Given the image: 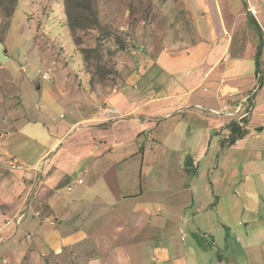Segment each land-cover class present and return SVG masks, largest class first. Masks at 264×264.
Returning a JSON list of instances; mask_svg holds the SVG:
<instances>
[{
    "label": "crops",
    "instance_id": "crops-1",
    "mask_svg": "<svg viewBox=\"0 0 264 264\" xmlns=\"http://www.w3.org/2000/svg\"><path fill=\"white\" fill-rule=\"evenodd\" d=\"M242 1L244 9L226 15L219 0L216 7L208 0H179L192 28L188 39L194 37L195 42L166 40L154 59L139 56V62L108 95L100 88L88 90L91 78L83 69V85L75 87L63 79L67 91L63 90L60 101L71 117L60 127L44 122L48 143L35 139L25 143L23 136H27L16 128L21 117L5 113L3 122L9 127L0 131L2 263L28 258L31 264H51L63 257L79 263L83 253L100 252L101 245L91 248L90 244L101 232L109 231L110 255L120 252L128 262L134 257L127 251L142 256L147 247H153L160 263L207 264L213 235L202 231L215 233L219 222L207 206L197 207L192 217L185 210L189 204L200 205V199L189 193L192 187L185 177L186 165L197 170L199 161L180 150L178 126L188 117L190 134L197 129L206 132L201 144L189 146L190 150L199 148L202 155L215 145L214 132L228 133L225 139L234 145L245 140L252 128L261 132L264 22L251 16ZM216 9L220 17L215 20ZM135 82L141 86L130 89ZM248 110L243 119L246 133L231 142L229 124H238ZM195 116L206 121L204 128L190 120ZM39 120L43 121L42 116L22 118L23 123L38 124ZM5 134L11 137L1 141ZM155 139L162 149L156 160L149 158ZM257 153L244 168L261 167L258 161L263 153ZM175 219L181 222V239L188 241L181 250L167 241ZM22 224L29 229L23 237L19 234ZM251 233L244 234L248 241L244 257L249 264H264V247L258 244L264 228ZM212 242H216L214 236ZM196 245L206 252H199ZM116 257L110 261L109 255V260L95 255L88 260L112 264ZM221 264L236 263L221 258Z\"/></svg>",
    "mask_w": 264,
    "mask_h": 264
},
{
    "label": "rangeland",
    "instance_id": "rangeland-1",
    "mask_svg": "<svg viewBox=\"0 0 264 264\" xmlns=\"http://www.w3.org/2000/svg\"><path fill=\"white\" fill-rule=\"evenodd\" d=\"M208 1L210 6L216 7V0ZM219 1L222 4L221 12L226 15L228 12L237 15L241 8H245L242 0ZM178 2L179 0H93L94 15L97 14L100 21L94 28L68 27L64 0H18L11 17L0 6V131L9 127L2 118L7 112L8 115L21 117L16 128L19 134L27 136H23L25 143L28 144L30 139L44 142L48 138L44 122L51 127H60L71 117L70 110L60 101L64 98L63 90L67 91L62 80L74 82L75 87L83 85L81 69L89 73L91 78L80 49L88 48L98 52L92 59L97 81L90 83L88 90L100 88L102 94L108 95L127 71L139 62V56H154L163 48L166 40L179 39L184 42L192 34V28ZM253 3L258 5L257 0H253ZM216 16L220 17L217 9L215 20ZM259 17L264 22L261 13ZM191 38L188 43L195 42L194 37ZM44 73H48L51 78L44 79ZM139 86L141 82H135L129 88L138 89ZM24 116H42L43 121L39 120L38 124L33 121L23 123ZM190 120L199 128L206 126V121L200 117L195 116ZM178 127V133H181L180 150H183V154L187 151L192 156H197L198 160L195 159L199 161L197 170L186 165L185 177L192 187L189 193L200 199V205L199 202L194 207L189 204L185 210L191 216L197 207L207 206L213 209L211 213L219 222V230L215 233L202 231L216 238L214 243L213 236L210 238L212 251L207 254V264H221V258L231 259V263L249 264L244 257L248 249L244 234L246 237L249 232L251 236L253 230L260 231L264 228V133L252 128L245 140L234 145L226 141L225 134L228 133L214 132L212 137L215 145L202 155V151L196 149L195 145L206 139V132L197 129L190 134L191 123L188 117ZM11 131L15 132L14 129ZM9 137L11 136L5 134L1 141ZM153 137L156 138L155 135ZM70 142L71 140L67 143ZM30 145L35 144L31 142ZM153 145L154 151L149 152V158L156 160L162 149L157 147L156 139ZM190 145L195 147L190 150ZM257 152L263 153L258 161L261 167L244 168L250 160H254ZM185 177H182V182ZM247 223L250 225L246 226ZM169 226L171 228L167 234L170 238L167 241L175 243L180 250L188 246V241H183L179 234L181 222L175 219ZM182 229L188 236L189 231L184 224ZM28 231V227L22 224L19 234L23 237ZM110 235L109 231L101 232L98 239L90 244L91 248H99L101 245L98 249L100 252L83 253L84 259L79 263H69L67 257H63L51 260V264H92L88 259L95 255L102 259L107 256V260L109 255L110 261L117 255L116 263L112 264H164L160 263V259L157 260L158 255L153 247H147L142 256L139 252L136 254L127 251L128 256L134 257L131 262L126 261V255L120 252L111 256ZM160 243L165 244L163 240ZM258 244L264 247V235ZM196 249L206 252V249L197 245ZM0 264L31 263L27 258L5 263L0 259ZM169 264H173V261Z\"/></svg>",
    "mask_w": 264,
    "mask_h": 264
},
{
    "label": "trees",
    "instance_id": "trees-1",
    "mask_svg": "<svg viewBox=\"0 0 264 264\" xmlns=\"http://www.w3.org/2000/svg\"><path fill=\"white\" fill-rule=\"evenodd\" d=\"M18 0H0V6H2L5 14L11 17V14L15 10V6ZM65 14L67 17V26L70 28H94L100 24L97 14L95 13L93 0H64ZM94 15V16H93ZM92 16V18L89 17ZM80 53L83 55V60L86 68L91 74L90 83L96 82V74L93 71L95 65L92 64L94 55H98L94 49H80ZM99 66V65H97ZM229 127L233 130L231 136V142H234L237 138L242 137L246 131L243 126L232 122Z\"/></svg>",
    "mask_w": 264,
    "mask_h": 264
},
{
    "label": "built area",
    "instance_id": "built-area-1",
    "mask_svg": "<svg viewBox=\"0 0 264 264\" xmlns=\"http://www.w3.org/2000/svg\"><path fill=\"white\" fill-rule=\"evenodd\" d=\"M258 1V4H259V7H257L254 3H253V0H245V4H246V9H247V12L253 16L255 19H257L258 21V16L260 15V13L263 12L264 10V0H257ZM259 22V21H258ZM263 30V33H264V28L262 29ZM43 78L44 79H49L50 76L47 74V73H44L43 75ZM250 113V110H248L247 112H244L242 113V115L239 117V122L238 124L241 125V126H244V122H243V119L247 118L248 115ZM261 131L264 133V124L262 125L261 127ZM195 165H196V162H194ZM79 183H82V180H79ZM69 189H71V187H68ZM22 217V216H21ZM18 220H20V218Z\"/></svg>",
    "mask_w": 264,
    "mask_h": 264
}]
</instances>
